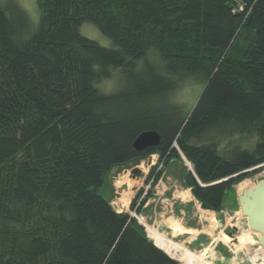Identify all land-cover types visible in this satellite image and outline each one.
<instances>
[{"label": "trees", "instance_id": "1", "mask_svg": "<svg viewBox=\"0 0 264 264\" xmlns=\"http://www.w3.org/2000/svg\"><path fill=\"white\" fill-rule=\"evenodd\" d=\"M35 1L36 27L18 3H0V264H180L100 191L121 166L182 155L194 197L220 213L258 173L264 0ZM84 23L114 48L81 34ZM117 73L121 87L101 91ZM194 78L204 90L187 113L172 95ZM147 131L162 143L139 153ZM246 135L253 151L221 153Z\"/></svg>", "mask_w": 264, "mask_h": 264}, {"label": "rangeland", "instance_id": "2", "mask_svg": "<svg viewBox=\"0 0 264 264\" xmlns=\"http://www.w3.org/2000/svg\"><path fill=\"white\" fill-rule=\"evenodd\" d=\"M8 2L18 3L28 14L30 22L35 27L38 25L40 12L35 0H0L3 5ZM80 32L104 48H114L113 42L94 24L84 23ZM148 59L156 66L158 72L163 73L164 62L157 52L150 51ZM119 81L118 74L114 79L100 83L99 86L101 91L113 93L121 87ZM203 90L204 85L201 82L196 78L190 79L184 87L173 92L172 100L181 104L185 112L190 113L195 109ZM256 140L255 135L237 137L230 143L223 144L221 153L224 154L235 145L253 151ZM180 159L166 165V158L162 160L159 155H154L138 163L121 166L112 172L100 192L110 201L118 214H127L144 227L145 234L155 246V239L149 236L148 227L155 230L160 237L171 241L172 248L174 245V249L183 254L182 258L188 256L192 264H264V249L261 250L258 244L259 236L250 231L241 212L238 201L240 184L234 186L228 193L220 213L205 210L188 185V174H194L192 164L182 155ZM134 168L140 170V178H131ZM255 169L258 173L244 180L250 182L248 186L251 188L264 180V165ZM127 173L132 180H136L134 182L136 185L128 192L132 195L129 205L122 206L118 200L123 199L124 195L121 197L122 189H118L116 183ZM159 173L161 177H158ZM134 202L136 207L132 208ZM205 211L216 213L217 216L212 213L208 215ZM141 218H144L143 221ZM157 235L156 239L159 236ZM167 255L180 264H191L171 254Z\"/></svg>", "mask_w": 264, "mask_h": 264}, {"label": "water", "instance_id": "3", "mask_svg": "<svg viewBox=\"0 0 264 264\" xmlns=\"http://www.w3.org/2000/svg\"><path fill=\"white\" fill-rule=\"evenodd\" d=\"M161 143L162 138L157 132L147 131L137 137L133 148L137 152L143 153L147 149L159 147ZM131 173L132 179L141 177V172L137 168L132 169ZM122 189L128 190V186L124 185ZM238 201L250 231L262 235L258 244L264 249V180L258 182L252 189H244L243 193L239 195Z\"/></svg>", "mask_w": 264, "mask_h": 264}, {"label": "bare ground", "instance_id": "4", "mask_svg": "<svg viewBox=\"0 0 264 264\" xmlns=\"http://www.w3.org/2000/svg\"><path fill=\"white\" fill-rule=\"evenodd\" d=\"M245 30V29H244ZM136 180H132L130 177H129V174H125L123 175L120 180L116 183L117 184V188L118 189H122V186L123 185H126L128 186V190H125V189H122L121 191V197L122 195H124L123 199H119V203L122 205V206H127L129 205L130 201L132 200V195H130L129 190L132 189L136 183H134ZM250 184L249 181H244L243 183H241L239 186H238V190L240 191V193L242 194L244 189H252L251 187H249L248 185ZM246 186H248V188H246ZM239 193V195H240ZM190 194V193H188ZM190 196V195H189ZM131 199V200H130ZM144 218H141L140 220L143 221ZM155 231V230H154ZM151 228L148 227V232H149V236L152 238L154 237L155 240H157L156 242V245L163 249L167 254H171V256L173 257H177V259H183V260H186V261H189V258L188 256H183L182 253H180L177 249H174V245H173V248H172V245H171V241H167L165 240L163 237H160V235L158 236L157 235V232H154ZM258 235L259 236V239L262 237V235L260 233H255V235ZM158 236L157 239L155 238V236ZM178 248V247H177ZM183 250V249H182ZM190 262V261H189ZM191 263V262H190ZM188 264V263H187ZM192 264V263H191Z\"/></svg>", "mask_w": 264, "mask_h": 264}, {"label": "crops", "instance_id": "5", "mask_svg": "<svg viewBox=\"0 0 264 264\" xmlns=\"http://www.w3.org/2000/svg\"><path fill=\"white\" fill-rule=\"evenodd\" d=\"M205 212H206L208 215L211 214V213H212V214H216V213H213V212H207V211H205ZM216 216H217V214H216ZM212 221H213V220H212ZM191 230H194V229H191ZM203 234L206 235V236H209L208 233H204V232H203ZM226 237H227V236H226ZM227 238H228V237H227ZM228 239H229V238H228Z\"/></svg>", "mask_w": 264, "mask_h": 264}, {"label": "built area", "instance_id": "6", "mask_svg": "<svg viewBox=\"0 0 264 264\" xmlns=\"http://www.w3.org/2000/svg\"><path fill=\"white\" fill-rule=\"evenodd\" d=\"M155 244H156V240H155ZM157 246V245H156ZM261 250H263L261 247H260Z\"/></svg>", "mask_w": 264, "mask_h": 264}]
</instances>
